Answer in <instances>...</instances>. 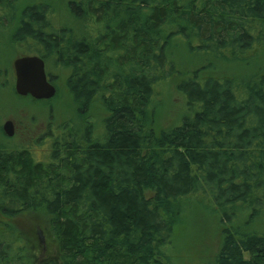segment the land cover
I'll return each mask as SVG.
<instances>
[{"label": "trees", "instance_id": "trees-1", "mask_svg": "<svg viewBox=\"0 0 264 264\" xmlns=\"http://www.w3.org/2000/svg\"><path fill=\"white\" fill-rule=\"evenodd\" d=\"M6 19L25 54L66 69L75 102L98 98L108 115L94 140L89 126L48 127L37 160L0 147V264H38L7 221L18 216L45 223L39 264H167L183 202L207 197L225 216L264 207V0H0V31ZM182 48L199 67L178 69ZM223 62L257 67L217 74ZM171 75L185 112L154 131L148 108ZM213 264H264V233L223 227Z\"/></svg>", "mask_w": 264, "mask_h": 264}, {"label": "rangeland", "instance_id": "rangeland-1", "mask_svg": "<svg viewBox=\"0 0 264 264\" xmlns=\"http://www.w3.org/2000/svg\"><path fill=\"white\" fill-rule=\"evenodd\" d=\"M52 3V2H51ZM56 24L73 26L74 21L67 19L66 13L57 2ZM66 11V10H65ZM5 27L0 31V147L18 149L21 146H28L33 157L37 160L45 156L48 149V140H37L48 127H55L62 124H70L77 127L76 131L82 133L85 127L91 128V136L94 140L102 134L103 119L108 115L104 105L98 98H94L86 105H79L74 101L66 86L67 71L50 61L46 67L51 83L55 86L56 92L49 99H34L31 96H19L14 91V71L12 62L15 58L28 55L25 54L27 44L12 42L10 35L12 24L6 19ZM76 27V25H75ZM95 26L87 29L90 34ZM92 31V32H91ZM81 33L85 31H79ZM173 50V49H172ZM169 58L178 65L181 71L192 70L201 64V58L187 51L185 48L170 52ZM253 54V53H252ZM245 58V57H244ZM264 59H257L264 68ZM257 62L249 64H215L217 74L239 75L255 70ZM199 67V66H198ZM264 70V69H263ZM253 73V72H252ZM178 77L171 75L161 80L155 87V97L149 105L148 113L151 114V125L154 131H161L178 125L185 112V105L182 95L176 90ZM81 104V103H80ZM10 120L13 124V135L8 136L3 130L5 121ZM67 124V125H68ZM78 137H81V135ZM33 141H35L33 143ZM246 205V204H245ZM244 204L237 205L234 214L232 210L224 213L217 209L207 197L197 196L183 202L181 213L173 225L171 242L165 248L167 264H213L215 255L220 246L223 227L238 228L242 233H264V207L259 208L256 215L251 216L252 209ZM251 216V217H250ZM4 220V218H1ZM43 219L35 215L18 216L7 219L17 230L19 236L31 239L35 243L31 247V255L39 264L38 253L52 248V242L44 234L45 227ZM1 230V229H0ZM43 232L45 249L39 243L38 231ZM51 243V244H50ZM36 247V248H35Z\"/></svg>", "mask_w": 264, "mask_h": 264}, {"label": "water", "instance_id": "water-1", "mask_svg": "<svg viewBox=\"0 0 264 264\" xmlns=\"http://www.w3.org/2000/svg\"><path fill=\"white\" fill-rule=\"evenodd\" d=\"M14 71V91L19 96H31L34 99H49L55 95L56 88L49 81L45 62L36 54L17 57L12 62ZM3 130L8 136L13 135V124L7 120L3 124ZM38 240L45 249L44 235L38 231Z\"/></svg>", "mask_w": 264, "mask_h": 264}, {"label": "flooded vegetation", "instance_id": "flooded-vegetation-1", "mask_svg": "<svg viewBox=\"0 0 264 264\" xmlns=\"http://www.w3.org/2000/svg\"><path fill=\"white\" fill-rule=\"evenodd\" d=\"M45 62V61H44ZM45 69H46V65H45ZM47 73V72H46ZM47 76H48V79H49V81L51 82V80H50V77H49V75H48V73H47ZM47 130V129H46Z\"/></svg>", "mask_w": 264, "mask_h": 264}]
</instances>
